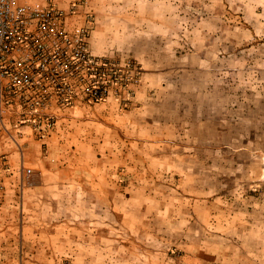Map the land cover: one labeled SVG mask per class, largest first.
Segmentation results:
<instances>
[{
	"label": "rangeland",
	"instance_id": "374dc122",
	"mask_svg": "<svg viewBox=\"0 0 264 264\" xmlns=\"http://www.w3.org/2000/svg\"><path fill=\"white\" fill-rule=\"evenodd\" d=\"M81 1L77 28L88 37L96 18L130 20V35L102 37L114 56L96 54L125 53L141 67L138 94L135 83L108 102H52L74 107L86 136L62 173L93 191L98 175L111 176L109 198H89L95 207L81 214L94 222L80 229L98 251L91 264H264V0Z\"/></svg>",
	"mask_w": 264,
	"mask_h": 264
},
{
	"label": "crops",
	"instance_id": "0c3cea01",
	"mask_svg": "<svg viewBox=\"0 0 264 264\" xmlns=\"http://www.w3.org/2000/svg\"><path fill=\"white\" fill-rule=\"evenodd\" d=\"M55 1L52 0L56 6L60 4L59 0ZM141 1L124 2L138 6ZM109 19L96 18L97 24L90 30L88 42L93 53L103 52L114 56L115 50H112L102 37L114 35L116 28L118 34L130 35L127 32L132 30L129 19L125 18L123 23V19L119 20L118 27L111 25ZM81 23H85V16L80 9L66 19L68 29H74ZM116 54L117 58L128 57L125 53ZM140 87L141 83L132 89L137 90L138 94ZM134 94L136 97L137 94ZM133 96L125 98L131 99L133 103ZM111 99L113 97L109 96L106 100L108 102ZM16 102H19V105L15 106L17 110H8L9 112L0 117V264H61L62 260H68L70 264H91L98 251L94 249V240L87 232H80V229H89L94 222L87 218L82 219L81 214L94 209L95 206L89 198H109L111 176L98 175V182L102 183H98L97 186L101 189L93 191L78 183L77 175L62 173L61 160L66 162L67 167L73 163V159L83 155L86 149L82 146L86 136L79 131L83 119L73 117L71 113L75 112L74 107L55 109V113L58 114L55 125L46 127L43 125L36 129L29 124H15L18 119L15 112L20 111L18 109L24 100L18 99ZM89 112L91 111L87 113ZM69 117L77 119L74 122L76 126L72 127L75 129L70 144H67L66 136L63 134L67 127L63 121ZM145 117L144 112H141L136 125ZM107 128L110 129L111 126L108 124ZM158 131L154 137L157 138L159 134L165 135L161 127H158ZM106 137L103 135V143L98 149L109 155L111 137L108 136L105 141ZM87 140L90 138L87 137ZM118 146L120 147V143ZM25 167H32L35 170L32 184L25 181L23 175ZM81 180L85 181L82 178ZM71 181L75 187L71 185V188H67L66 184ZM94 192L98 196H94ZM105 205L103 201L100 207L105 209ZM102 241L104 245L110 244L108 236H102ZM106 253L103 247L102 254Z\"/></svg>",
	"mask_w": 264,
	"mask_h": 264
},
{
	"label": "built area",
	"instance_id": "2783aa9c",
	"mask_svg": "<svg viewBox=\"0 0 264 264\" xmlns=\"http://www.w3.org/2000/svg\"><path fill=\"white\" fill-rule=\"evenodd\" d=\"M82 5L73 0L62 9L52 0H0V117L24 100L15 112L19 124L38 129L57 116L52 102L61 107L97 103L111 94L121 97L138 83L137 62L93 53L86 29L66 27L67 17ZM23 175L33 183L31 168Z\"/></svg>",
	"mask_w": 264,
	"mask_h": 264
}]
</instances>
